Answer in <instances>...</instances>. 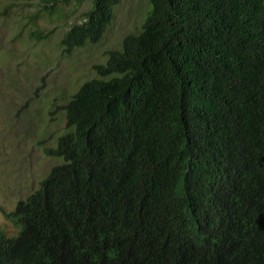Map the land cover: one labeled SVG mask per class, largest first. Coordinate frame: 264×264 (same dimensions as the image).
<instances>
[{
  "label": "trees",
  "instance_id": "16d2710c",
  "mask_svg": "<svg viewBox=\"0 0 264 264\" xmlns=\"http://www.w3.org/2000/svg\"><path fill=\"white\" fill-rule=\"evenodd\" d=\"M91 0L59 45L97 43ZM58 106L65 132L5 220L0 264H264V0H149ZM30 36L38 39L41 34Z\"/></svg>",
  "mask_w": 264,
  "mask_h": 264
},
{
  "label": "rangeland",
  "instance_id": "374dc122",
  "mask_svg": "<svg viewBox=\"0 0 264 264\" xmlns=\"http://www.w3.org/2000/svg\"><path fill=\"white\" fill-rule=\"evenodd\" d=\"M91 0H0V233L19 227L2 211L14 210L33 193L49 170L62 162L43 150L65 132L63 113L78 88L96 77L92 67L120 50L136 34L150 10L149 0H120L97 43L62 53L59 42L81 23ZM41 34L38 39L30 36Z\"/></svg>",
  "mask_w": 264,
  "mask_h": 264
},
{
  "label": "clouds",
  "instance_id": "9594fccd",
  "mask_svg": "<svg viewBox=\"0 0 264 264\" xmlns=\"http://www.w3.org/2000/svg\"><path fill=\"white\" fill-rule=\"evenodd\" d=\"M50 171V170H49ZM47 175V174H46Z\"/></svg>",
  "mask_w": 264,
  "mask_h": 264
}]
</instances>
